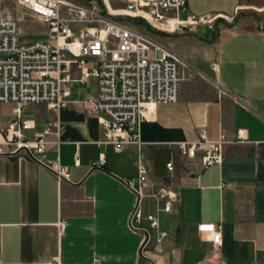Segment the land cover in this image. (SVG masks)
<instances>
[{
  "label": "crops",
  "instance_id": "crops-1",
  "mask_svg": "<svg viewBox=\"0 0 264 264\" xmlns=\"http://www.w3.org/2000/svg\"><path fill=\"white\" fill-rule=\"evenodd\" d=\"M190 16L209 17L217 32L172 31ZM158 28L167 31L160 44L181 62L180 99L148 108L139 145L104 143L105 127L81 103L97 95L95 79L73 85L68 107L25 108L34 127L24 131L28 141L59 122L40 158L58 159L71 178L61 182L24 154L0 156V264H264V0H189L186 12ZM12 108L3 106L2 128L13 122ZM203 130L211 142L225 134L222 165L206 168L201 155L180 153ZM239 131L243 142L235 141ZM140 154L151 166L140 207L169 233L159 244L144 223V256L148 236L131 223L138 196L127 185L138 181ZM164 187L179 196L170 213L158 212L151 196ZM202 223L222 227L219 246L199 232Z\"/></svg>",
  "mask_w": 264,
  "mask_h": 264
},
{
  "label": "built area",
  "instance_id": "built-area-1",
  "mask_svg": "<svg viewBox=\"0 0 264 264\" xmlns=\"http://www.w3.org/2000/svg\"><path fill=\"white\" fill-rule=\"evenodd\" d=\"M25 16L47 27V38L34 43H22L20 23L23 19L5 15L0 0V118L6 104L13 106V122L8 128L0 126V156L24 154L41 163L62 181H70L71 175L58 159H42L47 153L49 137L59 126L50 121L34 140L28 141L24 131L33 129L24 119V110L30 104H45L51 110L68 107L73 85H87L90 79L97 81V95L85 98L81 103L87 113L96 116L106 129L105 144L122 149L140 144V126L147 119L149 106L177 103L180 99L181 62L167 51L151 34L140 30L136 19L143 18L144 25L158 28L166 23L170 14L186 12L189 0H12ZM121 2L129 7L142 8L136 17H118L111 14L108 5ZM197 26H205L217 32V25L207 16H190L174 23V33L185 34ZM161 53L162 58L157 57ZM213 69L218 72V65ZM246 140L244 131L237 133L236 142ZM228 143L225 134L211 142L206 131L198 141L180 145V153L189 158L201 155L204 167L222 165L223 147ZM58 145V143H55ZM76 164L79 160L76 159ZM105 164L103 158L99 165ZM167 171H174V164L167 163ZM151 166L140 154L138 181L127 185L138 196L131 223L148 238L141 255L150 240L149 224L157 233V243L169 238L161 230L158 214L145 215L140 207L149 188ZM168 176L164 185L170 182ZM232 188V185H224ZM158 204V212L170 213L179 201L172 187H164L152 194ZM135 225V226H134ZM137 225V226H136ZM61 229L65 223L60 224ZM199 232L209 235L215 246L222 241V227L202 223Z\"/></svg>",
  "mask_w": 264,
  "mask_h": 264
},
{
  "label": "rangeland",
  "instance_id": "rangeland-1",
  "mask_svg": "<svg viewBox=\"0 0 264 264\" xmlns=\"http://www.w3.org/2000/svg\"><path fill=\"white\" fill-rule=\"evenodd\" d=\"M108 6L111 14L118 17H136V12L143 10L142 8L129 7L128 5L119 1L114 2L112 6ZM1 9L5 15L23 17L20 23L22 43H34L37 41H43L47 38V27L43 23L36 21L31 17L25 16L22 9L18 8L12 0H2ZM144 21L147 22L143 18V20L139 22L137 21L135 24L140 30L148 32L158 43H160V37L164 36L166 33L156 28L150 27L149 25H144Z\"/></svg>",
  "mask_w": 264,
  "mask_h": 264
},
{
  "label": "water",
  "instance_id": "water-1",
  "mask_svg": "<svg viewBox=\"0 0 264 264\" xmlns=\"http://www.w3.org/2000/svg\"><path fill=\"white\" fill-rule=\"evenodd\" d=\"M162 56H163V55H162L161 53H157V57H158V58H162Z\"/></svg>",
  "mask_w": 264,
  "mask_h": 264
},
{
  "label": "trees",
  "instance_id": "trees-1",
  "mask_svg": "<svg viewBox=\"0 0 264 264\" xmlns=\"http://www.w3.org/2000/svg\"><path fill=\"white\" fill-rule=\"evenodd\" d=\"M134 21H135V22H137V21L139 22V21H141V20H140V19H136V20H134Z\"/></svg>",
  "mask_w": 264,
  "mask_h": 264
},
{
  "label": "bare ground",
  "instance_id": "bare-ground-1",
  "mask_svg": "<svg viewBox=\"0 0 264 264\" xmlns=\"http://www.w3.org/2000/svg\"><path fill=\"white\" fill-rule=\"evenodd\" d=\"M109 7V6H108ZM152 106V105H151ZM151 106H149V107H151Z\"/></svg>",
  "mask_w": 264,
  "mask_h": 264
}]
</instances>
